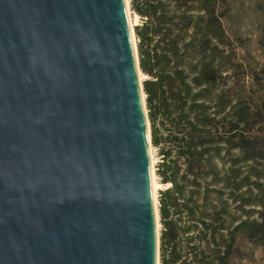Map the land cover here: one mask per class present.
<instances>
[{"label":"water","instance_id":"water-1","mask_svg":"<svg viewBox=\"0 0 264 264\" xmlns=\"http://www.w3.org/2000/svg\"><path fill=\"white\" fill-rule=\"evenodd\" d=\"M127 0H0V264H159Z\"/></svg>","mask_w":264,"mask_h":264},{"label":"trees","instance_id":"trees-1","mask_svg":"<svg viewBox=\"0 0 264 264\" xmlns=\"http://www.w3.org/2000/svg\"><path fill=\"white\" fill-rule=\"evenodd\" d=\"M153 144L164 158L161 264H233L264 246V137L236 106L218 0H131ZM253 116V117H252ZM256 117V118H255ZM253 120V121H252Z\"/></svg>","mask_w":264,"mask_h":264},{"label":"rangeland","instance_id":"rangeland-1","mask_svg":"<svg viewBox=\"0 0 264 264\" xmlns=\"http://www.w3.org/2000/svg\"><path fill=\"white\" fill-rule=\"evenodd\" d=\"M127 1L131 16L134 18L136 12L131 7V0ZM218 1L219 12L224 14L221 22L226 38L229 41L228 50L233 53V65L229 74L231 75L230 80L232 91L235 95V104L237 107L245 104L248 108H251L252 115H258L256 119L257 123L248 135L264 137V0ZM143 22L140 17L138 25L134 27V36L139 71L145 74L140 67L139 45L141 40L137 34ZM145 75L147 78L143 80L142 89L149 118L146 101L147 95L144 91V86L152 78L147 74ZM149 134L150 144L154 151L155 160L157 161L155 163V175L157 181L163 184V187L158 193V206L160 211L162 194L170 187V184L163 183L161 179L164 158L161 153V147L153 144L152 122L150 118ZM159 222L161 226L159 234V264H161L160 238L163 231L161 215ZM237 247L239 253L231 260L233 264H264L263 245H256L249 242L244 236H240Z\"/></svg>","mask_w":264,"mask_h":264},{"label":"bare ground","instance_id":"bare-ground-1","mask_svg":"<svg viewBox=\"0 0 264 264\" xmlns=\"http://www.w3.org/2000/svg\"><path fill=\"white\" fill-rule=\"evenodd\" d=\"M127 4H128V1H127ZM127 12H128L130 25H131V30H132V33H133V43H134V47H135V50H136V40H135V36H134V27L136 25H138L140 16L135 13V17L133 18L131 16V13L129 11L128 6H127ZM138 75H139V81L142 84L143 80L146 79L147 77L141 71H138ZM150 155H151V178H152V187H153V197H154L155 206H156L157 231H158V235H159L161 226H160V222H159V218H160L159 212L160 211H159V206H158V204H159L158 203V193H159V190L163 187V184H161V183H159L157 181V178H156V175H155V163L157 161L155 160L154 151H153V149L151 147V144H150Z\"/></svg>","mask_w":264,"mask_h":264}]
</instances>
